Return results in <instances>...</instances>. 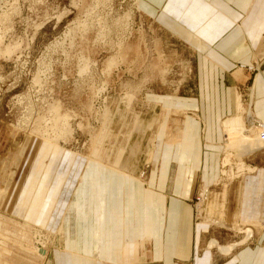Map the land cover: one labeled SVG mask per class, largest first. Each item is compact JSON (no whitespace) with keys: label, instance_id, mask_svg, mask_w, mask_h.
<instances>
[{"label":"rangeland","instance_id":"obj_1","mask_svg":"<svg viewBox=\"0 0 264 264\" xmlns=\"http://www.w3.org/2000/svg\"><path fill=\"white\" fill-rule=\"evenodd\" d=\"M139 2L0 0V264H47L62 229H53L58 222L44 209L69 195L84 162L148 184L160 133L165 141L181 139L189 111L177 108L199 85L193 53L182 37L145 18ZM237 86L236 113L222 121L219 176L196 180L194 195L178 197L193 205L197 223L209 198L201 199L204 187L210 194L254 170L248 157L264 148ZM235 117L260 136L252 152L226 147L236 139L226 127ZM159 180L156 171L154 188ZM256 229L247 222L228 240L211 236L209 249L227 254L253 241ZM235 242L229 252L219 248ZM139 253L119 264H160L147 243Z\"/></svg>","mask_w":264,"mask_h":264},{"label":"crops","instance_id":"obj_2","mask_svg":"<svg viewBox=\"0 0 264 264\" xmlns=\"http://www.w3.org/2000/svg\"><path fill=\"white\" fill-rule=\"evenodd\" d=\"M139 6L193 53L199 85L178 98L184 108L177 109L189 111L181 139L165 141L160 133L148 184L98 161L84 162L69 195L44 209L61 212L49 217L58 222L54 230L62 229L47 264H119L140 256L146 243L160 264H264V148L248 157L254 170L210 189L201 222L193 205L178 198L194 195L196 180L219 176L222 121L236 113L233 85L245 91L255 119L264 121V0H140ZM156 171L159 189L153 187ZM247 222L257 226L253 241L227 254L209 249L211 236L228 240Z\"/></svg>","mask_w":264,"mask_h":264},{"label":"bare ground","instance_id":"obj_3","mask_svg":"<svg viewBox=\"0 0 264 264\" xmlns=\"http://www.w3.org/2000/svg\"><path fill=\"white\" fill-rule=\"evenodd\" d=\"M248 119L250 120L251 124H253L254 117L251 115V113H249ZM226 124H227L226 125L227 133L231 134L230 135L231 137L236 138L235 140H231L230 143L227 144L226 147L228 148V150L233 149V147H235V145H236L237 148L244 149L245 151L247 149L248 151L252 152V150L248 149V146L249 145H255L259 141L260 136L252 135L250 132V129L245 128V125H242V121L239 119V117H235L234 119L228 120ZM229 161H230V158L228 157V163H229ZM202 191H203V193L201 195V199L204 200L209 195V189L207 187H204V189ZM249 235H250V231L247 234V237ZM238 243L239 242H235V243L229 244L227 246L219 245V248L223 249L225 252H229Z\"/></svg>","mask_w":264,"mask_h":264},{"label":"built area","instance_id":"obj_4","mask_svg":"<svg viewBox=\"0 0 264 264\" xmlns=\"http://www.w3.org/2000/svg\"><path fill=\"white\" fill-rule=\"evenodd\" d=\"M251 126L255 128H260L262 130V133L264 134V121H261L259 119H254L253 124H251Z\"/></svg>","mask_w":264,"mask_h":264}]
</instances>
